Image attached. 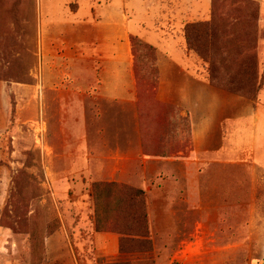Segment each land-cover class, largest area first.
<instances>
[{
  "label": "rangeland",
  "instance_id": "374dc122",
  "mask_svg": "<svg viewBox=\"0 0 264 264\" xmlns=\"http://www.w3.org/2000/svg\"><path fill=\"white\" fill-rule=\"evenodd\" d=\"M131 5L206 25L191 101ZM262 116L264 0H0V264H264Z\"/></svg>",
  "mask_w": 264,
  "mask_h": 264
},
{
  "label": "crops",
  "instance_id": "0c3cea01",
  "mask_svg": "<svg viewBox=\"0 0 264 264\" xmlns=\"http://www.w3.org/2000/svg\"><path fill=\"white\" fill-rule=\"evenodd\" d=\"M131 9L134 12L133 19H130L129 15H127L125 25L129 30H131V34L140 35L144 41L157 48L161 74L167 73V70H173L178 73V75L182 76V87L179 89L183 91L185 101H191L192 86L194 82L192 75L194 62L192 53H190L185 46V38L184 35H182L181 29V24L185 22L184 19H187V17L191 19L193 17L191 7H188V10L184 7L182 15L177 14L173 16L179 17L178 21L175 18L171 19L169 16H165L164 21L160 22L162 23L161 25L153 23L154 19L150 15H144L142 17L138 12L139 8L137 6L131 5ZM142 18L146 21L144 25L151 28L148 30L149 32L145 34H142L138 28L140 27L139 23ZM98 51L102 50L98 48ZM104 59L110 61L112 65H115L117 70H119L116 73L118 75L114 76L115 73H112L111 75L110 72H106V67H104L105 73L100 83V89L105 91L106 95L114 100L121 102L133 100L135 96L134 92L136 90V78L132 58H129L128 56L124 57L119 51H116L110 55V57L104 53ZM188 72L190 73V76H188ZM110 75L114 76V81H109V77H111ZM119 77L120 81H116V78L118 79ZM163 86L164 84L161 85L160 89H162ZM255 134H257V136L255 139L253 138L254 142L252 144L251 153L253 155V159L258 163V165L264 168V147L262 151H258L260 140L261 138L264 139V118H262V120L258 123Z\"/></svg>",
  "mask_w": 264,
  "mask_h": 264
},
{
  "label": "trees",
  "instance_id": "16d2710c",
  "mask_svg": "<svg viewBox=\"0 0 264 264\" xmlns=\"http://www.w3.org/2000/svg\"><path fill=\"white\" fill-rule=\"evenodd\" d=\"M205 26L206 25L203 23L187 25L185 28V38H186L188 47L196 50L198 52V54H200L202 56L203 59H209L210 58L209 49L201 44V40L203 39V37L206 34L204 32V29H203ZM132 41L133 42H137V41L140 42V40L136 36H132ZM210 76H211L212 80L217 79V77L213 71H212ZM111 184H113V183H111ZM104 185L107 186L109 184H104ZM142 193L144 194V192H142ZM96 198H97V194H96ZM144 206H145V204H144ZM143 214L145 215V212H143Z\"/></svg>",
  "mask_w": 264,
  "mask_h": 264
}]
</instances>
